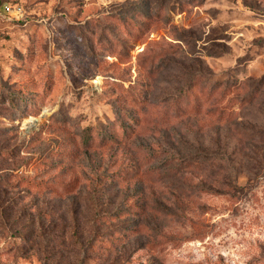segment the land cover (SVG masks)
Segmentation results:
<instances>
[{"label": "rangeland", "instance_id": "1", "mask_svg": "<svg viewBox=\"0 0 264 264\" xmlns=\"http://www.w3.org/2000/svg\"><path fill=\"white\" fill-rule=\"evenodd\" d=\"M0 264H264V0H0Z\"/></svg>", "mask_w": 264, "mask_h": 264}, {"label": "built area", "instance_id": "2", "mask_svg": "<svg viewBox=\"0 0 264 264\" xmlns=\"http://www.w3.org/2000/svg\"><path fill=\"white\" fill-rule=\"evenodd\" d=\"M7 9H9V10H10V7H7Z\"/></svg>", "mask_w": 264, "mask_h": 264}]
</instances>
